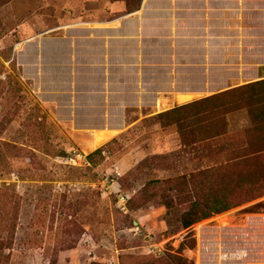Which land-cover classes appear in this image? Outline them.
Listing matches in <instances>:
<instances>
[{"label": "rangeland", "instance_id": "rangeland-1", "mask_svg": "<svg viewBox=\"0 0 264 264\" xmlns=\"http://www.w3.org/2000/svg\"><path fill=\"white\" fill-rule=\"evenodd\" d=\"M255 2L263 15L256 30L264 31V0ZM244 26L233 23V31ZM13 36L0 33V64L10 75L0 76V264H264V207L253 206L264 197L189 229L179 223L182 209L167 220L155 202L161 195L156 182L190 181L215 167L235 170L230 153L250 126L244 106L250 92L191 109L196 119L226 131L219 138L184 145L177 128L161 127L155 116L85 149L82 137L70 135V125L56 118L63 116V108L57 114L51 103L57 97L23 80L29 75L14 55ZM234 69L232 81L240 82L246 75ZM98 149L103 152L88 165L67 164L76 153L87 159ZM145 185L153 188L148 196L141 192ZM154 191L157 199L143 204ZM117 192L129 197L127 212L118 209Z\"/></svg>", "mask_w": 264, "mask_h": 264}, {"label": "crops", "instance_id": "crops-1", "mask_svg": "<svg viewBox=\"0 0 264 264\" xmlns=\"http://www.w3.org/2000/svg\"><path fill=\"white\" fill-rule=\"evenodd\" d=\"M261 11L255 0H142L132 13L123 0H0V33L14 35L23 80L57 97L56 118L87 149L101 134L264 80ZM237 65L246 76L233 83Z\"/></svg>", "mask_w": 264, "mask_h": 264}, {"label": "trees", "instance_id": "trees-1", "mask_svg": "<svg viewBox=\"0 0 264 264\" xmlns=\"http://www.w3.org/2000/svg\"><path fill=\"white\" fill-rule=\"evenodd\" d=\"M134 1L127 0L125 2V12L132 13L140 8L142 0H136V5L130 6V2L132 4ZM0 68H2L0 76L5 75V80L9 79L10 75H7L1 64ZM4 88V84L0 81V94L2 93L0 97L3 95L2 91ZM244 92H250L248 100L244 102L250 126L240 132L244 136L245 141L241 145L239 143L233 144L234 148H232L233 151L230 153L229 161L235 170L231 171L225 170L226 168L215 167L190 176V181L183 176L178 177L175 181L156 182L155 185H157L161 193L159 199H157L154 191L152 196L148 199L145 198L143 204L154 202L157 199L155 201L156 204L166 210L165 217L167 220L175 216L178 210L182 209L178 219L179 223L182 229H189L194 224L209 219L214 215L222 214L264 197V80L174 108L158 114L155 118L163 128L174 125L181 135L184 145L190 146L202 141L219 138L225 135L226 131L219 130L218 125L211 123L210 119L207 122L196 119L197 115H194L191 109L205 105L218 96L245 94ZM192 119L196 120L192 121ZM199 124L203 125L201 130H192V125ZM211 126H214V128L212 129ZM243 144L244 147H242ZM102 152L103 149H98L87 157V161L89 162L94 154H101ZM209 175H215V177L212 178L211 176V180H209ZM196 176L200 177L199 180H195L198 182L194 181ZM157 188L156 186L154 187V189ZM148 189L153 188L148 185L143 187L141 191L143 195L148 196L146 195ZM128 204L129 199L127 207ZM253 206L264 207V201Z\"/></svg>", "mask_w": 264, "mask_h": 264}, {"label": "built area", "instance_id": "built-area-1", "mask_svg": "<svg viewBox=\"0 0 264 264\" xmlns=\"http://www.w3.org/2000/svg\"><path fill=\"white\" fill-rule=\"evenodd\" d=\"M67 164L70 166H83V165H88L86 156L83 155L82 153H76L73 156H70L67 159ZM129 197L125 194H120L117 192L116 196V201H117V207L123 212H127V201Z\"/></svg>", "mask_w": 264, "mask_h": 264}, {"label": "bare ground", "instance_id": "bare-ground-1", "mask_svg": "<svg viewBox=\"0 0 264 264\" xmlns=\"http://www.w3.org/2000/svg\"><path fill=\"white\" fill-rule=\"evenodd\" d=\"M159 100V99H158ZM161 100V99H160ZM181 100H184V98H181ZM165 106V105H164ZM94 132V131H93ZM106 132V131H105ZM108 132V131H107ZM95 133V132H94ZM97 134V133H96ZM112 137V134L111 133H104V134H101L99 136H96L94 137V141H93V145L91 146V148H96V147H99L100 145L104 144L105 142L107 143V141L109 139H111ZM115 137V136H114Z\"/></svg>", "mask_w": 264, "mask_h": 264}]
</instances>
